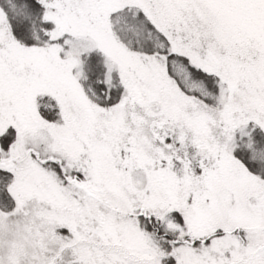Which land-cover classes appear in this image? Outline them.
Segmentation results:
<instances>
[{"label":"snow or ice","instance_id":"6c2138e0","mask_svg":"<svg viewBox=\"0 0 264 264\" xmlns=\"http://www.w3.org/2000/svg\"><path fill=\"white\" fill-rule=\"evenodd\" d=\"M0 264H264V0H0Z\"/></svg>","mask_w":264,"mask_h":264}]
</instances>
